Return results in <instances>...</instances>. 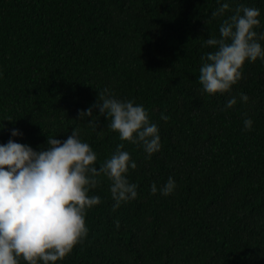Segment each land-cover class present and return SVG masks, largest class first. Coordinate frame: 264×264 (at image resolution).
Returning <instances> with one entry per match:
<instances>
[{
	"label": "trees",
	"instance_id": "1",
	"mask_svg": "<svg viewBox=\"0 0 264 264\" xmlns=\"http://www.w3.org/2000/svg\"><path fill=\"white\" fill-rule=\"evenodd\" d=\"M240 3L261 9L264 31V0H230L216 17L217 0H0V143L39 150L76 128L97 166L120 143L137 165L126 175L138 195L116 209L101 174L87 236L54 264H264V61H246L230 93H206L197 78L213 50L205 39ZM105 88L157 123L162 146L150 158L98 107L79 116ZM230 95L237 104L225 108ZM170 175V194L151 191Z\"/></svg>",
	"mask_w": 264,
	"mask_h": 264
},
{
	"label": "clouds",
	"instance_id": "2",
	"mask_svg": "<svg viewBox=\"0 0 264 264\" xmlns=\"http://www.w3.org/2000/svg\"><path fill=\"white\" fill-rule=\"evenodd\" d=\"M217 2L213 17L231 7L230 0ZM260 15L259 7L240 3L219 24V35L205 39L204 44L213 50L201 56L197 78L204 92L230 93L243 78L246 61H264V31H257ZM98 95V101L80 110L79 116H93V107H98L100 114L110 118L107 127L117 131L121 141L142 145L148 158L161 149L159 127L142 103L121 99L107 88ZM238 97L242 102L249 99L242 91ZM238 97L230 95L224 107L236 105ZM162 119L168 117L162 114ZM87 123L95 126L96 121ZM253 123L245 114L244 128L251 129ZM10 131L13 137L23 135L15 127ZM96 162V151L76 128L63 140L47 136L46 146L39 150L11 137L0 143V264H20L21 259L27 264H54L70 253L88 234V210L101 202V196L91 191L101 182V174L111 181L113 209L137 197L138 185L126 175L129 168H136V161L123 143L99 166ZM175 187L170 175L159 189L153 182L151 191L168 195ZM115 225L119 227L118 219Z\"/></svg>",
	"mask_w": 264,
	"mask_h": 264
}]
</instances>
